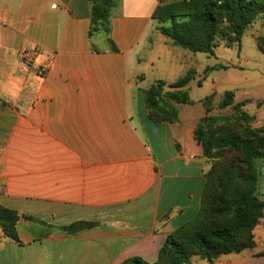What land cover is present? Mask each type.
<instances>
[{
  "label": "crops",
  "instance_id": "0c3cea01",
  "mask_svg": "<svg viewBox=\"0 0 264 264\" xmlns=\"http://www.w3.org/2000/svg\"><path fill=\"white\" fill-rule=\"evenodd\" d=\"M115 1L109 33L90 36V0H0V206L20 241L0 228V264L153 263L200 212L205 115L157 123L143 100L155 43L176 47L159 0ZM76 223L93 226L60 230ZM256 248L213 264H250Z\"/></svg>",
  "mask_w": 264,
  "mask_h": 264
},
{
  "label": "trees",
  "instance_id": "16d2710c",
  "mask_svg": "<svg viewBox=\"0 0 264 264\" xmlns=\"http://www.w3.org/2000/svg\"><path fill=\"white\" fill-rule=\"evenodd\" d=\"M90 1V36L109 33L116 1ZM152 17L173 46L214 55L222 45L241 49L246 30L264 18V0H159ZM257 46L264 52V36L257 39ZM210 70L206 69L205 74ZM194 79L190 71L171 84L158 81L143 90L148 117L157 123L177 122L179 115L172 103L192 104L187 87ZM213 99L210 96L203 101L205 116L194 132L209 165L200 212L192 222L168 234L155 262L132 257L121 264H191L195 256L213 264L222 256L257 246L255 230L264 219L257 164L264 160V127H252L253 117L243 111V104H235L233 93H226L219 104L221 109L233 106V116L212 115ZM18 220L16 212L0 206L3 235L16 242H20ZM91 226L76 223L60 230L74 234ZM260 256L264 257V251Z\"/></svg>",
  "mask_w": 264,
  "mask_h": 264
},
{
  "label": "rangeland",
  "instance_id": "374dc122",
  "mask_svg": "<svg viewBox=\"0 0 264 264\" xmlns=\"http://www.w3.org/2000/svg\"><path fill=\"white\" fill-rule=\"evenodd\" d=\"M261 36H264V18L246 30L240 50L237 47L225 48L222 45L215 49L214 55H210L192 53L180 47L166 50L164 45L155 43L152 52L155 56H161L162 62L155 65L152 77L150 73L147 74L148 78L142 86L147 89L156 84L157 80L175 82L192 71L195 79L187 87L192 104L176 105L178 115L188 121H199L205 115L203 101L214 96L211 114L233 116V106L225 109L219 107L226 93H233L235 104H243V111L253 117L252 127H264V52L257 46V39ZM168 42L171 43L169 40ZM208 68L211 70L205 74ZM153 77L156 81H152ZM199 81L201 86L198 85ZM257 164L260 171L258 194L264 199V160L258 161ZM256 241L257 248L252 251L264 250V219L256 228ZM197 258V264L203 262V259ZM251 261L250 264H264V257ZM193 264H196V261Z\"/></svg>",
  "mask_w": 264,
  "mask_h": 264
},
{
  "label": "built area",
  "instance_id": "2783aa9c",
  "mask_svg": "<svg viewBox=\"0 0 264 264\" xmlns=\"http://www.w3.org/2000/svg\"><path fill=\"white\" fill-rule=\"evenodd\" d=\"M21 70L24 72V71H27L28 68H27L26 65H22L21 66ZM40 71H41V73H45V72H47V68L46 67H43V68L40 69Z\"/></svg>",
  "mask_w": 264,
  "mask_h": 264
}]
</instances>
